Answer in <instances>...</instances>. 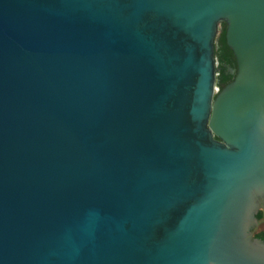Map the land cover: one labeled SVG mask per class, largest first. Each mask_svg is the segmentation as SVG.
Segmentation results:
<instances>
[{
	"label": "water",
	"instance_id": "obj_1",
	"mask_svg": "<svg viewBox=\"0 0 264 264\" xmlns=\"http://www.w3.org/2000/svg\"><path fill=\"white\" fill-rule=\"evenodd\" d=\"M261 210L264 0H0V264H264Z\"/></svg>",
	"mask_w": 264,
	"mask_h": 264
},
{
	"label": "flooded vegetation",
	"instance_id": "obj_2",
	"mask_svg": "<svg viewBox=\"0 0 264 264\" xmlns=\"http://www.w3.org/2000/svg\"><path fill=\"white\" fill-rule=\"evenodd\" d=\"M222 25H225V24H222ZM225 26H226V25H225ZM218 45H219V39L217 38V43H216V59H217V62H218L217 70L219 71L220 76H221L222 78H226V79H227L226 82L231 83V82L235 79V76H236V74H237V65H236L235 57H234V55H233V53H232V57L229 56L231 63L226 62V63L221 64V63L219 62V58L217 57V50L219 49ZM226 45H227V44H226ZM222 47L224 48V46H222ZM227 47H228V46H227ZM228 50L231 51V50L229 49V47H228ZM231 52H232V51H231ZM222 74H223V76H222ZM229 83H226V84L228 85ZM223 85H225V83H224ZM227 85H225V86H227ZM261 212H264V210H261V211L258 213V215H257V219H258V216H259V214H260ZM261 220H264V219H261ZM259 221H260V220H258V225H257V227L253 230L254 238H255L256 236H259L260 234H262V233L264 232V230H263V231H258ZM259 240H260V239H259Z\"/></svg>",
	"mask_w": 264,
	"mask_h": 264
},
{
	"label": "trees",
	"instance_id": "obj_3",
	"mask_svg": "<svg viewBox=\"0 0 264 264\" xmlns=\"http://www.w3.org/2000/svg\"><path fill=\"white\" fill-rule=\"evenodd\" d=\"M222 46H224V48ZM218 47L219 49L217 50V57L219 58V62L221 64L226 63V62L231 63L229 56L232 57V52L228 50V47L226 45V28L224 29V31L221 33L219 37ZM226 81H227L226 78H222V77L220 78L219 87L221 89H223L225 85H227L226 83H229ZM224 83L225 85H223ZM261 219H264V212H261L258 216V220H261ZM255 238L264 241V232L260 234L259 236H256Z\"/></svg>",
	"mask_w": 264,
	"mask_h": 264
},
{
	"label": "rangeland",
	"instance_id": "obj_4",
	"mask_svg": "<svg viewBox=\"0 0 264 264\" xmlns=\"http://www.w3.org/2000/svg\"><path fill=\"white\" fill-rule=\"evenodd\" d=\"M225 28H226V26H224V25L220 26L218 39H219L221 33L224 31ZM220 78H221L220 73H218L219 82H220ZM263 230H264V220H260L259 221V226H258V231H263Z\"/></svg>",
	"mask_w": 264,
	"mask_h": 264
}]
</instances>
